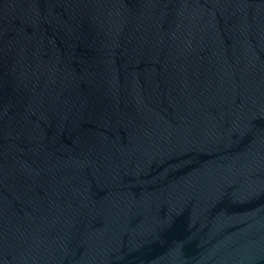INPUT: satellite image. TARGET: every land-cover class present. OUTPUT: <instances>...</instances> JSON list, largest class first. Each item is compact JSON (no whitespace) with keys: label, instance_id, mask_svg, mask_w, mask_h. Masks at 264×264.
<instances>
[{"label":"water","instance_id":"95a60500","mask_svg":"<svg viewBox=\"0 0 264 264\" xmlns=\"http://www.w3.org/2000/svg\"><path fill=\"white\" fill-rule=\"evenodd\" d=\"M0 264H264V0H0Z\"/></svg>","mask_w":264,"mask_h":264}]
</instances>
